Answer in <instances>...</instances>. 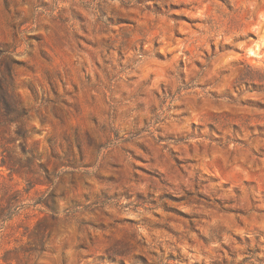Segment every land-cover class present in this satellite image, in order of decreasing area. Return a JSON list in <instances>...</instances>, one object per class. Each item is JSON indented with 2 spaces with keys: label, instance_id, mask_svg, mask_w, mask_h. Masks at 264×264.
<instances>
[{
  "label": "rangeland",
  "instance_id": "rangeland-1",
  "mask_svg": "<svg viewBox=\"0 0 264 264\" xmlns=\"http://www.w3.org/2000/svg\"><path fill=\"white\" fill-rule=\"evenodd\" d=\"M0 51V264H264V0H0Z\"/></svg>",
  "mask_w": 264,
  "mask_h": 264
},
{
  "label": "trees",
  "instance_id": "trees-1",
  "mask_svg": "<svg viewBox=\"0 0 264 264\" xmlns=\"http://www.w3.org/2000/svg\"><path fill=\"white\" fill-rule=\"evenodd\" d=\"M3 54L4 53L0 51V57ZM5 68L4 73L0 72V116L5 122L17 123V127L14 129L15 137L17 139L24 138L26 130L22 126V119L25 112L19 106L13 94L11 69L9 65H6ZM7 87H10V90H8ZM2 163H5L4 157H2Z\"/></svg>",
  "mask_w": 264,
  "mask_h": 264
}]
</instances>
